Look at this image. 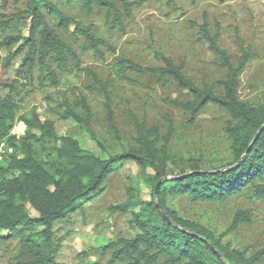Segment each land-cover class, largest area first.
Wrapping results in <instances>:
<instances>
[{"label":"trees","instance_id":"1","mask_svg":"<svg viewBox=\"0 0 264 264\" xmlns=\"http://www.w3.org/2000/svg\"><path fill=\"white\" fill-rule=\"evenodd\" d=\"M77 1L87 14L94 9L112 14V28L117 27L124 33L122 15L113 3L108 0ZM116 1L126 19L132 20L133 8L149 0ZM166 3L173 5L174 0H166ZM43 10L56 18L55 28L46 20ZM26 19L29 20L27 38L6 36L2 42L6 48L20 44L17 51L8 56V64L24 46H28L16 72L18 79L24 81L25 85L21 86L26 89L33 85L37 69L38 86L55 88L59 85L58 75L51 65L62 71L71 65L72 69L89 77L95 91L102 95L107 131L122 147L108 85L102 83L93 71L82 67L78 56L57 31L72 29L73 34L82 38L92 55L100 60H104V49L112 53L116 50L97 38L90 26H83L60 12L50 0H31L24 11L1 15L0 35L17 29ZM190 26L197 29L198 40L206 43L208 50L215 55V64L225 70L223 81L197 87L186 77L183 63L176 65L170 57L159 52H153V55L160 66H142L116 58L111 72L119 80L136 85L139 83L131 79L130 73L150 76L155 85L171 83L190 100L165 102L187 114L190 123L208 106L222 110L229 117L225 133L232 157V162L223 170L204 171L199 162L192 161L168 180L171 159L167 148L174 132L171 121L166 119L167 132L161 136L157 127L147 128L144 123L134 120V148H123L117 154H110L92 129V112L83 95L79 96L75 106L64 101L57 103L58 110H61L59 119L71 122L101 149V156H97L82 147L75 138L59 137L53 124L42 120L34 109L19 113L21 99L16 85L0 84V139L13 148V153L0 167V241L18 240L19 255L14 264H57L55 258L59 246L54 241V224L93 200L111 174L125 163L134 164L144 175L149 170L153 172V175L144 177L145 183L152 188V198L147 203L130 198L123 205L110 209L120 213H127L130 209L137 211L131 221L134 236L102 246L103 254L112 252L107 264L123 261L127 264H262L264 245L248 256L223 242L227 234L251 224V212H236L229 229L217 236L167 207L169 197L221 204L248 191L255 198L264 200V186L259 184L264 181V106L250 107L239 101L237 96L240 77L255 54L250 45L237 39L240 56L232 64L227 52L218 45L221 36L218 24L211 33L204 14L201 25L191 23ZM215 88L221 89V93L217 94ZM4 91L5 95H1ZM17 124L25 127V133L19 137L11 134ZM159 181L161 185L156 196L155 186ZM167 185L169 187L163 189ZM26 205L37 217L29 216ZM37 227L41 230L37 231ZM24 258L31 262H22Z\"/></svg>","mask_w":264,"mask_h":264},{"label":"rangeland","instance_id":"2","mask_svg":"<svg viewBox=\"0 0 264 264\" xmlns=\"http://www.w3.org/2000/svg\"><path fill=\"white\" fill-rule=\"evenodd\" d=\"M36 1V0H34ZM113 3L121 13L124 33L110 24L112 14L106 10L94 9L87 14L77 0H50L64 15L76 20L83 26H90L95 36L116 50L112 53L104 49V60L95 58L84 44L82 38L73 34V30L57 33L65 44L78 56L83 68L93 71L100 81L107 84L115 123L122 147H119L107 131L104 99L95 91L92 80L82 72L72 69H52L58 75L59 85L52 87L38 86L37 69L34 82L24 89L23 80L16 72L27 52L24 46L17 57L7 63L9 55L15 53L20 44L6 48L2 42L6 36L28 37L29 20L19 24L17 29L0 35V84H15L20 93L19 113L34 109L42 120L50 121L59 137L70 136L79 141L82 147L101 156L99 149L87 136L69 121L59 119L61 110L57 103L62 101L75 106L83 95L92 112L91 126L97 137L110 154H117L123 148L135 146L133 121L144 123L147 128L157 127L160 135L167 132L166 119L173 125V135L168 144L170 156L169 177L173 178L189 162H199L204 171L223 170L232 162L230 143L225 133L229 117L215 106L206 107L190 123L187 114L167 104L165 100L189 101L190 97L166 82L155 85L150 76H129L139 84L119 80L111 72L116 58H124L136 64L149 67L160 66L154 59L153 52L170 57L178 65L184 64V73L197 87L213 85L224 80L226 72L216 63L215 55L207 44L199 41L196 28L191 23L202 24V17L207 16L211 33L216 24L221 36L220 48L229 55L232 64L240 56L237 39L250 45L255 58L249 61L240 77L238 99L250 107L264 106V0H174L168 5L166 0H149L132 10V20L126 19L116 0ZM130 2L134 0H129ZM31 0H0V16L12 15L24 11ZM46 20L55 28L57 20L43 10ZM22 43V42H21ZM217 94L221 89L215 88ZM6 91L1 92L5 95ZM78 112V109H75ZM17 124L12 130L17 136L25 133V127ZM153 175L147 171L141 173L132 163H125L106 180L99 194L80 209L71 213L64 220L54 224V241L59 246L55 258L57 264H107L112 252L103 254L102 246L117 239H129L134 236L132 217L137 209L127 213L111 212L110 209L123 205L128 199L147 203L152 198V188L144 177ZM264 186V181L259 183ZM169 185L163 189H167ZM167 207L175 210L180 217L212 231L217 236L225 233L236 212L249 211L252 214L250 225L240 226L235 232L227 234L223 242L232 248L253 255L264 245V200L255 198L251 191L243 192L224 203H195L187 197L168 198ZM31 218L36 213L26 205ZM41 230L40 227L36 228ZM5 235V233H3ZM19 255L18 240L0 241V264H14ZM30 263L29 258L22 260ZM116 264H127L119 262ZM264 264V261L262 262Z\"/></svg>","mask_w":264,"mask_h":264},{"label":"built area","instance_id":"3","mask_svg":"<svg viewBox=\"0 0 264 264\" xmlns=\"http://www.w3.org/2000/svg\"><path fill=\"white\" fill-rule=\"evenodd\" d=\"M12 135H15L13 131L11 132ZM16 137H19L15 135ZM13 153V148L10 146L5 140L0 139V167L4 165V162L8 159L9 155ZM0 177H1V170H0Z\"/></svg>","mask_w":264,"mask_h":264},{"label":"water","instance_id":"4","mask_svg":"<svg viewBox=\"0 0 264 264\" xmlns=\"http://www.w3.org/2000/svg\"><path fill=\"white\" fill-rule=\"evenodd\" d=\"M161 185V181H159L156 186H155V195L157 196V193H158V190H159V187Z\"/></svg>","mask_w":264,"mask_h":264},{"label":"bare ground","instance_id":"5","mask_svg":"<svg viewBox=\"0 0 264 264\" xmlns=\"http://www.w3.org/2000/svg\"><path fill=\"white\" fill-rule=\"evenodd\" d=\"M22 127V125H20Z\"/></svg>","mask_w":264,"mask_h":264}]
</instances>
